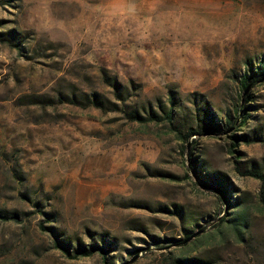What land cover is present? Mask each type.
Masks as SVG:
<instances>
[{
  "label": "rangeland",
  "instance_id": "obj_1",
  "mask_svg": "<svg viewBox=\"0 0 264 264\" xmlns=\"http://www.w3.org/2000/svg\"><path fill=\"white\" fill-rule=\"evenodd\" d=\"M261 60L264 0H0V264H264Z\"/></svg>",
  "mask_w": 264,
  "mask_h": 264
},
{
  "label": "trees",
  "instance_id": "obj_2",
  "mask_svg": "<svg viewBox=\"0 0 264 264\" xmlns=\"http://www.w3.org/2000/svg\"><path fill=\"white\" fill-rule=\"evenodd\" d=\"M263 75H264V60H261L259 62V64H257L255 70L252 72L251 75L248 76L246 74L240 80L241 89L245 93L242 96L243 98L241 99V101L244 104L239 105V108L238 107L236 108V113H234L235 116L233 117L234 120L237 119V118H242V120L240 121L239 127L243 126L244 123H245V121H246V119L249 117L248 116L249 114H245L246 109H247L246 107H248L246 105H248L247 103H249L250 97H251L250 94H249V92L247 91V88L249 86L255 84V82H257V79H259L260 76H263ZM114 83L116 85V82H114ZM94 96H95V94L93 95V98H92L93 99L92 105L94 107L101 106V104H99L98 100ZM200 109H201V111H205V113L208 114V116H210L209 125H204V126L203 125H200L199 122H201V119L198 118V128H197V130H195L193 128H189L186 133H184L182 131L180 124H176V125L173 124L175 114L172 112V110L164 113V119H165V121L169 125L172 126L173 132L176 135V137H177L178 140L183 141V142H187V139L190 136L195 135L198 132H200V130H199L200 128L203 129L202 131H207V130L208 131H215L216 129H218V126L215 124L213 118H211V116H213V114L207 108L206 109L200 108ZM132 116H135V115L132 114ZM136 116H137V114H136ZM233 119H231L230 116H228L226 118V120L223 122V125H222V127H223L224 130L225 129L231 130L233 128V126L235 125V121ZM233 138H236V137L232 136L231 139H233ZM236 143L237 142L232 143L231 144V147L235 146ZM188 159H190V158H188ZM195 161L196 160L193 159V162H195ZM246 175L247 176H250V177H253V178H256V179H259L261 181V183L263 184V186H264V174H262L260 172H256V171H250V172H247ZM203 178H205V177L202 176V174H200L199 175V179L201 181H204V182L207 181V180H204ZM210 189H212V188H210ZM215 189H220L219 192L222 195L224 194V190H222V186L215 187ZM226 201L230 204V200L229 199H226ZM238 221H239L238 220V217L231 218V220H229V222H228L229 223V228L232 229V230H234V231H237L238 230V224H239ZM224 222H226V220L224 218H222V219L219 220V223L220 224H223ZM189 237L190 236H184V238L178 243V246H185V245H187V241H188V238ZM55 247L58 248V249H60V251L62 253L66 254V255H69V253H68V247L65 246V244H60V242H56L55 243ZM104 247H105V245L102 246V247H99L98 245L92 244L89 247V249H86V248L80 246L77 250H75L73 257H87V256H91L94 253H100L102 255L104 261H105L107 252L104 249ZM175 263L176 264H189L187 260H177Z\"/></svg>",
  "mask_w": 264,
  "mask_h": 264
},
{
  "label": "water",
  "instance_id": "obj_3",
  "mask_svg": "<svg viewBox=\"0 0 264 264\" xmlns=\"http://www.w3.org/2000/svg\"><path fill=\"white\" fill-rule=\"evenodd\" d=\"M248 88H249V87H248ZM248 88H247V89H248ZM192 237H193V236H190V237L188 238V241H189Z\"/></svg>",
  "mask_w": 264,
  "mask_h": 264
}]
</instances>
